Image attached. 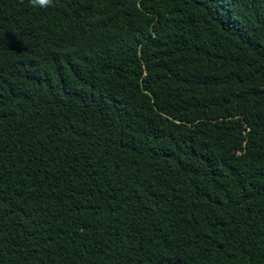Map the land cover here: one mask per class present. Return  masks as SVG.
<instances>
[{
	"label": "trees",
	"instance_id": "16d2710c",
	"mask_svg": "<svg viewBox=\"0 0 264 264\" xmlns=\"http://www.w3.org/2000/svg\"><path fill=\"white\" fill-rule=\"evenodd\" d=\"M0 264H264V0H0Z\"/></svg>",
	"mask_w": 264,
	"mask_h": 264
},
{
	"label": "clouds",
	"instance_id": "9594fccd",
	"mask_svg": "<svg viewBox=\"0 0 264 264\" xmlns=\"http://www.w3.org/2000/svg\"><path fill=\"white\" fill-rule=\"evenodd\" d=\"M34 5H39L41 7H48L53 4V0H31Z\"/></svg>",
	"mask_w": 264,
	"mask_h": 264
}]
</instances>
